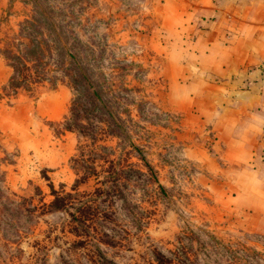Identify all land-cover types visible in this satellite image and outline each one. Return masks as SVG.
Instances as JSON below:
<instances>
[{"label":"rangeland","instance_id":"1","mask_svg":"<svg viewBox=\"0 0 264 264\" xmlns=\"http://www.w3.org/2000/svg\"><path fill=\"white\" fill-rule=\"evenodd\" d=\"M186 3L0 0V38L41 6L69 52L10 93L0 53V264H264L180 73Z\"/></svg>","mask_w":264,"mask_h":264},{"label":"crops","instance_id":"2","mask_svg":"<svg viewBox=\"0 0 264 264\" xmlns=\"http://www.w3.org/2000/svg\"><path fill=\"white\" fill-rule=\"evenodd\" d=\"M185 6L180 73L195 81L193 106L215 132L214 151L235 188L233 211L264 220V0Z\"/></svg>","mask_w":264,"mask_h":264},{"label":"trees","instance_id":"3","mask_svg":"<svg viewBox=\"0 0 264 264\" xmlns=\"http://www.w3.org/2000/svg\"><path fill=\"white\" fill-rule=\"evenodd\" d=\"M37 14L35 17L26 18L22 21L20 31L17 32L16 37L20 40L21 46L15 48L13 42L15 37L11 39L6 35L0 38V53L3 54L6 61L12 66L13 72L10 75L6 84L2 86L5 93L14 91L17 87L25 85L28 87V82L34 77L38 76L34 73L32 66L37 69L38 66L44 64V56L52 51L53 48L66 50V45L59 41V34L53 28L52 23L47 19L50 14L40 6L37 7ZM59 41V42H58ZM81 79L73 76L72 81L77 84L81 91L85 89L86 84L81 83L87 78L83 74H79ZM34 79V78H33ZM68 122L65 127L68 128ZM53 198L50 200V205L53 208H60L66 205L68 193H62L60 190L54 189L50 184Z\"/></svg>","mask_w":264,"mask_h":264}]
</instances>
